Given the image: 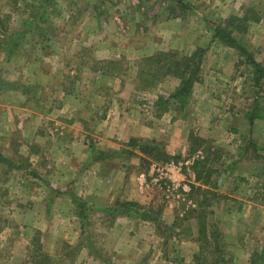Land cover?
I'll return each mask as SVG.
<instances>
[{"label": "rangeland", "instance_id": "rangeland-1", "mask_svg": "<svg viewBox=\"0 0 264 264\" xmlns=\"http://www.w3.org/2000/svg\"><path fill=\"white\" fill-rule=\"evenodd\" d=\"M181 1L0 0V264H264V0Z\"/></svg>", "mask_w": 264, "mask_h": 264}, {"label": "trees", "instance_id": "trees-1", "mask_svg": "<svg viewBox=\"0 0 264 264\" xmlns=\"http://www.w3.org/2000/svg\"><path fill=\"white\" fill-rule=\"evenodd\" d=\"M175 4H182L183 1L181 0H173ZM233 31H228L225 28L218 27L214 31V38H218L219 40L227 43L230 47L237 48L238 41L235 40L232 37ZM241 53L243 54L245 58V63L251 69L250 75L256 76L257 80L259 81L260 77L264 76V69L262 63L257 61L252 53L248 51L245 47H241L240 49ZM197 54H194L192 56V62H185V67L183 72H180L179 75L182 78V81L180 83V86L176 89L174 93H172L168 98L161 97L158 99L156 104H165L169 103L170 101H176L178 100V104L180 106L185 107V103L187 100L188 95L191 93L192 88L194 86V83L197 81L196 77L198 78L199 71L201 69L200 63L202 60V57H196ZM198 58L199 61L196 62L195 59ZM191 65V66H190ZM260 75V76H259ZM247 118L249 123L253 126L256 121L264 120V107L261 103L258 101H255L253 106L251 107L250 111L247 112ZM6 160H4L2 157H0V164L5 163ZM200 176V175H199ZM211 178V177H209ZM130 207L135 206L134 203L129 205Z\"/></svg>", "mask_w": 264, "mask_h": 264}]
</instances>
